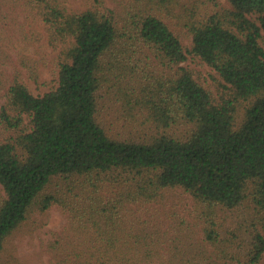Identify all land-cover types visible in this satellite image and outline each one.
<instances>
[{
    "label": "trees",
    "instance_id": "16d2710c",
    "mask_svg": "<svg viewBox=\"0 0 264 264\" xmlns=\"http://www.w3.org/2000/svg\"><path fill=\"white\" fill-rule=\"evenodd\" d=\"M168 1L117 0L108 7L98 0L72 11L61 0H25L48 44L61 45L62 58L54 88L33 94L15 77L3 93L0 123L11 133L0 139V253L32 207L44 211L76 196L81 224L50 244L56 264H230L218 260L237 238L220 235L216 212L247 199L251 240L243 264L259 262L264 0H227L229 7L190 19L189 49L160 16ZM188 53L219 74L217 96L182 65ZM150 55L170 71L150 77L140 69ZM112 81L130 89V112L168 131L143 139L110 135L98 119V94ZM179 125L181 133L169 131ZM56 178L70 180L67 189L45 191ZM176 187L201 209L200 238L183 219L162 228L133 210Z\"/></svg>",
    "mask_w": 264,
    "mask_h": 264
},
{
    "label": "rangeland",
    "instance_id": "374dc122",
    "mask_svg": "<svg viewBox=\"0 0 264 264\" xmlns=\"http://www.w3.org/2000/svg\"><path fill=\"white\" fill-rule=\"evenodd\" d=\"M108 7H115L117 0H100ZM62 4L72 11H81L98 0H61ZM229 7L227 0H171L166 7H161L159 13L171 30L180 38L184 48H190L191 35L185 24L197 16L216 12ZM0 106L4 102L5 87L15 77L23 81L33 94H42L54 88L57 84L59 61L62 58L61 45H50L38 20L25 4V0H0ZM36 30V34H34ZM141 68L151 77L153 74L170 71L165 63L159 62L150 55ZM182 65L187 67L206 88L214 95L222 89L223 80L219 74L199 57L190 53ZM141 72V71H140ZM130 93L127 85L122 83L106 84L98 97V116L105 125L106 131L115 137L147 138L150 135L166 132L168 129L156 127L144 122V113L129 111L124 102V92ZM26 118V117H25ZM27 121V119H26ZM184 126L169 129L171 133H181ZM11 131L0 123V139ZM66 178H56L45 191L61 189L65 191ZM76 181V180H75ZM63 198V192L58 193ZM103 194L111 196V190L105 188ZM5 197L0 185V203ZM73 203L76 196L70 198ZM247 199L234 209H221L218 212V230L221 236L234 234L237 240L232 247L222 249L224 257L218 261H228L230 264L245 263V246L251 240L249 230V206ZM68 202V199L67 201ZM54 203L48 209L40 211L37 206L30 209L28 218L13 230L4 240L0 253V264H56L55 253L50 250V244L69 229L81 224L79 211L71 204ZM133 210L142 217L152 219L162 228H167L170 222L184 220L193 225V229L202 236V214L196 208L191 194L176 187L167 189L158 200L134 205ZM86 225V224H85ZM85 227V226H84ZM197 237V236H196ZM257 264H264V253Z\"/></svg>",
    "mask_w": 264,
    "mask_h": 264
}]
</instances>
